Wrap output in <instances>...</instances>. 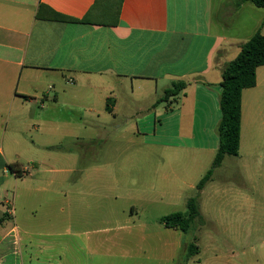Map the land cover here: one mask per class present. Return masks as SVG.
Returning a JSON list of instances; mask_svg holds the SVG:
<instances>
[{
    "label": "crops",
    "instance_id": "1",
    "mask_svg": "<svg viewBox=\"0 0 264 264\" xmlns=\"http://www.w3.org/2000/svg\"><path fill=\"white\" fill-rule=\"evenodd\" d=\"M95 2L0 0V264H51L56 242L49 239L64 234L60 228L75 233L95 222L91 167L68 189L80 157L64 143L81 141L82 127L95 133L92 144L108 130L124 138L130 125L101 129L83 115L141 116L137 131L153 133L165 118L180 141L144 140L146 149L197 154L213 164L223 69L264 28L259 7L240 0H124L113 26L53 18L55 12L82 19ZM180 80L188 86L177 101L158 104ZM258 136L264 138V65L255 87L242 94L239 155ZM50 193L57 203H49ZM80 260L60 255L57 264Z\"/></svg>",
    "mask_w": 264,
    "mask_h": 264
},
{
    "label": "rangeland",
    "instance_id": "2",
    "mask_svg": "<svg viewBox=\"0 0 264 264\" xmlns=\"http://www.w3.org/2000/svg\"><path fill=\"white\" fill-rule=\"evenodd\" d=\"M258 11L264 14V9ZM82 117L90 124L96 121L101 129L102 123L128 120L130 132L121 138L114 131H104V140L92 144L88 142L92 133L82 127L81 141L66 138V150L80 159L78 172L70 174L65 186L72 189L79 172L91 167L95 222L75 233L60 228L64 234L48 238L56 242L48 253L51 264H57L60 255L67 261L80 256V264H89V254L90 264H264L262 136L244 145L239 156H226L212 180L199 191L197 185L211 169L212 160L205 163L204 157L179 151L151 153L143 145L144 140L180 141L170 133L165 118L158 121V132L153 133L144 127L145 132L137 131L136 124L145 119L141 116L116 120L110 115ZM191 197H198L202 214L194 230L185 234L166 228L163 217L185 212ZM47 199L50 204L58 201L52 193ZM193 241L200 253L187 260L186 244Z\"/></svg>",
    "mask_w": 264,
    "mask_h": 264
},
{
    "label": "trees",
    "instance_id": "3",
    "mask_svg": "<svg viewBox=\"0 0 264 264\" xmlns=\"http://www.w3.org/2000/svg\"><path fill=\"white\" fill-rule=\"evenodd\" d=\"M124 0H96L95 4L82 19H74L54 12V19L65 22H83L102 25H116L119 22L120 9ZM251 2L264 9V0H240ZM53 11V10H52ZM264 25V19L262 26ZM264 65V35L261 29L246 43L241 46L238 56L227 63L222 72L220 108L222 117L218 124L219 147L211 169L197 185L201 191L207 182L211 180L214 170L221 166L226 156H238L241 142L242 120V94L245 89L255 87L257 83V69ZM188 86L184 80L174 82L157 103H167L169 107L177 101L181 92ZM17 176L23 175L19 164L9 165ZM198 197H191L187 201L185 212H175L163 217L162 222L166 228L180 230L189 233L194 230L197 219L201 218ZM200 253L199 246L195 242L186 244V259Z\"/></svg>",
    "mask_w": 264,
    "mask_h": 264
},
{
    "label": "built area",
    "instance_id": "4",
    "mask_svg": "<svg viewBox=\"0 0 264 264\" xmlns=\"http://www.w3.org/2000/svg\"><path fill=\"white\" fill-rule=\"evenodd\" d=\"M9 211H12L11 209Z\"/></svg>",
    "mask_w": 264,
    "mask_h": 264
}]
</instances>
